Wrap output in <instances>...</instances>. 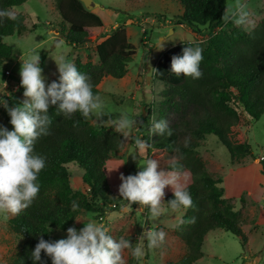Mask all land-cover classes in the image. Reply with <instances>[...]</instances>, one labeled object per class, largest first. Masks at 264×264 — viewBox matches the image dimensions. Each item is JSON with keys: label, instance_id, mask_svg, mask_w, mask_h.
<instances>
[{"label": "trees", "instance_id": "16d2710c", "mask_svg": "<svg viewBox=\"0 0 264 264\" xmlns=\"http://www.w3.org/2000/svg\"><path fill=\"white\" fill-rule=\"evenodd\" d=\"M228 0H179L183 12L175 17L178 26H188L200 33L205 27L210 33L206 42L182 43L164 52L155 67L154 78L169 84L167 106L182 115L179 123L169 127L172 135L145 137L151 147L147 158L159 161L167 171L173 163L180 166L181 182L193 199L186 209L176 235L183 241L187 253L177 264H196L204 257V246L210 232L224 230L238 237L244 247L248 238L241 226V215L233 203L225 199L223 180L206 169L198 149L207 136H215L226 147L231 159L252 155L248 143L232 140V128L238 126L243 115L258 122L264 115V19L250 32L235 28L230 33L214 31L223 21ZM28 0H0V9L12 10ZM62 22L53 30L70 46L81 48L94 39L98 62H86L76 56L72 62L82 74L91 78L93 93L101 94L100 84L107 78L123 79L128 64L136 55V47L129 42L126 26L118 25L107 31L101 18L88 11L80 0H53ZM23 15L0 20V66L12 56V48L4 38L22 34L26 30ZM146 33L143 34L145 36ZM184 46H200L203 60L202 78L192 79L171 72L173 56L182 55ZM46 55L41 58V63ZM148 56H145L144 67ZM146 73V69L143 68ZM177 81L176 84L171 81ZM19 89L23 91L21 83ZM9 99L8 107H12ZM148 116L150 111L146 108ZM8 130L12 131L10 116L5 109ZM53 123L50 134L37 139L34 152L43 156L46 166L38 177L40 191L32 205L9 221L11 230L24 240L21 250L11 264H34L31 253L39 240L55 242L56 230L67 231L83 213L105 215L124 208L128 202L119 196L120 175L126 177L123 161L118 157L124 136L113 128H98L79 112L66 117L56 108L49 110ZM142 118L143 113H142ZM249 126V125H248ZM182 135L187 141L180 139ZM135 145V139H132ZM77 164L83 171L86 191H75L71 184L69 164ZM264 172V169H263ZM88 190V192H87ZM174 199L171 187L165 189L164 202ZM73 202L77 208L73 210ZM146 214L149 210L144 208ZM147 223V221H146ZM51 229V231H50ZM37 264H52L41 253Z\"/></svg>", "mask_w": 264, "mask_h": 264}, {"label": "rangeland", "instance_id": "374dc122", "mask_svg": "<svg viewBox=\"0 0 264 264\" xmlns=\"http://www.w3.org/2000/svg\"><path fill=\"white\" fill-rule=\"evenodd\" d=\"M102 8L93 12L104 23L105 29L110 31L118 25L126 26L129 42L136 47V55L128 64L127 74L123 79L107 78L99 86L100 96L105 102V112L111 118H117L121 112H127L137 119V127L124 138V145L119 153L123 161L126 177L135 175L147 158L146 152L140 153L132 143V139L139 136L155 139L158 135H150L149 118L154 113L156 120L164 119L169 127L179 123L182 115L174 112L167 106L169 84L157 81L154 71L161 55L169 49L182 43L206 42L210 33L205 27L200 33L188 26H178L174 23L175 17L183 12L179 0H93ZM228 0L227 3H233ZM250 15V23L246 27L236 26L224 22L215 29L214 33H230L235 28L252 31L264 19V0H246ZM15 16L23 15L26 30L22 34L4 38V42L11 46L12 56L0 66V126L8 128L5 119V103L9 99L12 107L23 103V91L19 92L21 83V58L27 59L29 55L39 54L42 75L46 86L59 80L56 63L63 56L72 61L79 56L83 62L91 59L98 62L96 45L100 39H94L84 47L70 46L53 30L61 22L55 9L53 0H28L22 6L11 10ZM171 30L174 32L171 33ZM146 33L145 36L143 34ZM60 39V41H58ZM164 42L163 50H158L160 42ZM145 56L147 64L144 67ZM146 69V73L143 72ZM10 72V76L7 75ZM176 84L177 81L172 80ZM11 107V108H12ZM150 111V116L146 112ZM145 109V119L142 118ZM144 115V113H143ZM109 117L103 116L89 118L90 122L98 128H113L107 123ZM249 125V126H248ZM146 126V127H145ZM123 135V134H122ZM232 140L235 143H248L252 147V155L242 159L232 160L226 147L215 136H207L198 153L206 164V169L216 178L223 180L225 199L233 203L236 211L241 215V226L248 238L244 247L242 241L224 230L210 232L204 246V257L196 264H264V115L258 122H251L243 115L241 123L232 128ZM180 139L185 138L180 135ZM189 136H187V141ZM187 141H183L182 145ZM135 157V159L133 158ZM71 184L75 191H86L82 177L84 171L77 164H69ZM88 192V190H87ZM109 206L112 211L105 215L81 213L70 227L77 231L84 227L83 222L96 219L104 222L110 233L117 239L130 238L135 244L137 238L149 229L163 230L166 235L165 242L159 247L147 250L143 264H177L187 253L183 241L176 235V228L182 223L186 209L169 210L157 220H152L144 209L139 211V204H128L119 210ZM0 214V264H11L21 250L23 238L15 234L9 225L10 219ZM147 221V223H146ZM67 238V231L56 230L54 240ZM146 243V241H145ZM127 264H137L131 251L125 252Z\"/></svg>", "mask_w": 264, "mask_h": 264}, {"label": "clouds", "instance_id": "9594fccd", "mask_svg": "<svg viewBox=\"0 0 264 264\" xmlns=\"http://www.w3.org/2000/svg\"><path fill=\"white\" fill-rule=\"evenodd\" d=\"M250 15L246 0H234L233 3H226L222 21L246 27L250 23ZM3 19H15V14L8 9H0V20ZM158 45V50L162 51L164 42ZM202 60L203 49L200 46H184L182 55L172 57L171 72L176 76L200 79L203 76L200 70ZM40 63L39 54L21 58L19 75L25 99L16 107L9 108L7 103L3 105L13 128L9 131L0 126V214L6 218L29 208L38 196L40 185L37 181L46 166V160L35 154L34 145L38 138L50 134L53 123L49 115L51 108L58 109L66 117L77 112L86 119L96 117L100 120L108 116L107 123L116 132L122 133L125 139L137 127L138 118L127 112H121L117 118H111L105 112L103 98L93 93L91 78L79 72L74 62L62 56L56 63L59 80L47 86ZM153 71L156 72L155 69ZM149 124L148 133L152 136L172 135L168 122L156 120L154 113L149 118ZM134 139L140 153H145L151 147L139 136ZM139 169L135 175L125 177L121 174L119 177V196L128 202L129 208L139 204L138 212L147 208L151 219L157 220L169 210L193 206L192 196L181 182L183 173L179 165L173 163L167 171L159 170V161L149 158ZM167 187H171L174 199L165 203ZM72 207L73 210L77 208L75 202ZM83 224L84 227L79 231L75 227L68 228L65 239L48 242L41 238L31 253L34 264L41 260L42 252L51 258L52 264H127V250L131 251L137 264H143L146 251L162 245L167 235L163 230H145L133 244L130 238L114 237L104 222L89 219Z\"/></svg>", "mask_w": 264, "mask_h": 264}, {"label": "water", "instance_id": "95a60500", "mask_svg": "<svg viewBox=\"0 0 264 264\" xmlns=\"http://www.w3.org/2000/svg\"><path fill=\"white\" fill-rule=\"evenodd\" d=\"M88 11H93L96 8H102L99 4L94 3L93 0H80ZM174 32L171 30V33ZM145 116V109L143 110Z\"/></svg>", "mask_w": 264, "mask_h": 264}, {"label": "built area", "instance_id": "2783aa9c", "mask_svg": "<svg viewBox=\"0 0 264 264\" xmlns=\"http://www.w3.org/2000/svg\"><path fill=\"white\" fill-rule=\"evenodd\" d=\"M7 75H9V76H10V75H11V74H10V72H8V71H7ZM112 207H114V208H115L116 206H115V205H113Z\"/></svg>", "mask_w": 264, "mask_h": 264}, {"label": "crops", "instance_id": "0c3cea01", "mask_svg": "<svg viewBox=\"0 0 264 264\" xmlns=\"http://www.w3.org/2000/svg\"><path fill=\"white\" fill-rule=\"evenodd\" d=\"M58 41H60V39H58ZM61 41H62V39H61Z\"/></svg>", "mask_w": 264, "mask_h": 264}]
</instances>
